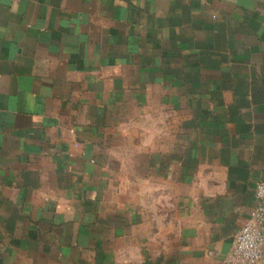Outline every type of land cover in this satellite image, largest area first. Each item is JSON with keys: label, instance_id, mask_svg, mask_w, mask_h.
I'll list each match as a JSON object with an SVG mask.
<instances>
[{"label": "crops", "instance_id": "crops-1", "mask_svg": "<svg viewBox=\"0 0 264 264\" xmlns=\"http://www.w3.org/2000/svg\"><path fill=\"white\" fill-rule=\"evenodd\" d=\"M259 181L264 0H0V264H226Z\"/></svg>", "mask_w": 264, "mask_h": 264}, {"label": "built area", "instance_id": "built-area-1", "mask_svg": "<svg viewBox=\"0 0 264 264\" xmlns=\"http://www.w3.org/2000/svg\"><path fill=\"white\" fill-rule=\"evenodd\" d=\"M255 206L232 239L226 264H259L264 248V181L256 184Z\"/></svg>", "mask_w": 264, "mask_h": 264}]
</instances>
